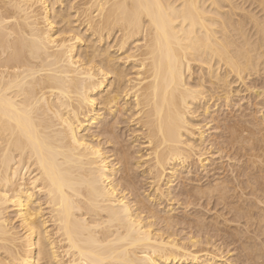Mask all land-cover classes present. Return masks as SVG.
<instances>
[{
  "label": "bare ground",
  "instance_id": "obj_1",
  "mask_svg": "<svg viewBox=\"0 0 264 264\" xmlns=\"http://www.w3.org/2000/svg\"><path fill=\"white\" fill-rule=\"evenodd\" d=\"M254 79L264 0H0V264H264Z\"/></svg>",
  "mask_w": 264,
  "mask_h": 264
},
{
  "label": "rangeland",
  "instance_id": "obj_2",
  "mask_svg": "<svg viewBox=\"0 0 264 264\" xmlns=\"http://www.w3.org/2000/svg\"><path fill=\"white\" fill-rule=\"evenodd\" d=\"M256 81L258 82L257 79H254V82L257 84ZM262 85H263V84H262L261 82H258V86H262ZM263 86H264V85H263ZM263 86H262V87H263ZM235 99H237V97H236ZM245 100H246V99H245ZM245 100H244V101H245ZM244 101H242V102L240 101V102H241L242 105L247 106V105H246V101H245V102H244ZM253 101H254L255 103H253ZM253 101L251 102V104H252V103H253V104H256L258 107L260 106L259 108H261V107H262V104H261V103L264 102V99L260 98V100L257 99V100H253ZM256 102L259 103V104H261V105H258ZM263 107H264V103H263ZM263 107H262V108H263ZM263 109H264V108H263ZM233 110H236V111H237V107L234 108ZM263 112H264V110H263ZM212 131H213V130H212Z\"/></svg>",
  "mask_w": 264,
  "mask_h": 264
}]
</instances>
